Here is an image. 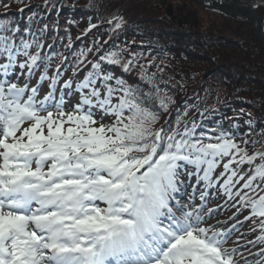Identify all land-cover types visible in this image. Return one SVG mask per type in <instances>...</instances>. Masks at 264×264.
I'll use <instances>...</instances> for the list:
<instances>
[{
    "label": "snow or ice",
    "instance_id": "snow-or-ice-1",
    "mask_svg": "<svg viewBox=\"0 0 264 264\" xmlns=\"http://www.w3.org/2000/svg\"><path fill=\"white\" fill-rule=\"evenodd\" d=\"M116 19L119 29L123 18ZM18 33L0 23V74L10 77L19 67L27 69L28 80L44 63L37 84L49 80L50 91L38 99V87L0 79V264H264V249L258 260L237 259V247H224L235 225L208 224L216 209L205 211L208 189L219 184L228 199L239 197L240 208L249 210L246 220L260 222L262 234L248 243L264 244V152L249 155L224 132L197 137L195 123L180 131L177 120L170 133L154 128L158 116L123 81L111 86L113 77L99 62L75 84L80 100L66 112L63 98L57 101L51 91L59 66L49 77L51 57L42 54L43 43L35 33L17 43ZM118 55L100 60L116 65ZM72 84L65 81L62 90ZM94 107L114 122L96 127ZM245 164L250 175L239 174ZM189 168L194 171L186 174L204 185L200 204L194 196L181 204L175 195Z\"/></svg>",
    "mask_w": 264,
    "mask_h": 264
},
{
    "label": "trees",
    "instance_id": "trees-1",
    "mask_svg": "<svg viewBox=\"0 0 264 264\" xmlns=\"http://www.w3.org/2000/svg\"><path fill=\"white\" fill-rule=\"evenodd\" d=\"M177 1L47 0L46 4L45 0H0V23L19 29L17 43L20 37L31 40L35 33L43 43L42 54L51 57L49 77L59 66V76L68 73L67 81L75 85L99 62L103 74L113 77L111 86L118 87L117 79L123 81L158 116L154 128L163 127L170 133L177 129V120L180 131L185 124L191 128L195 123L197 137L224 132L249 155L264 152V48L242 19L195 6L194 0ZM172 2L175 18L167 14ZM256 8L264 32V5ZM189 16V25L179 23ZM116 18H123L119 29ZM239 24L242 29L236 33ZM109 52L119 54V64L100 60ZM129 61L126 71L123 65ZM40 69L44 70V63ZM96 87H101L99 82ZM73 94L80 100L75 86ZM120 94L113 96L114 103ZM114 120L110 115V124ZM227 159L220 162L217 174L224 171ZM239 174L250 175V166H240ZM244 214V219L250 215L247 208ZM250 221L248 232L256 240L262 234L260 222ZM259 245L264 249V244Z\"/></svg>",
    "mask_w": 264,
    "mask_h": 264
},
{
    "label": "rangeland",
    "instance_id": "rangeland-1",
    "mask_svg": "<svg viewBox=\"0 0 264 264\" xmlns=\"http://www.w3.org/2000/svg\"><path fill=\"white\" fill-rule=\"evenodd\" d=\"M174 1H176V3L178 2L177 0H174ZM203 1L206 2V0H203ZM194 5L198 6V7H202L196 0H194ZM263 5H264V2L254 3L251 5V8L260 14V12L256 8V6H263ZM169 6L172 8V15L171 16H173L174 13H173V7L172 6H174V3L173 2L170 3V5H168V7ZM168 7H167V9H168ZM192 10H194V9H192ZM214 11H216V10H214ZM225 16H227V15H225ZM260 16H261V14H260ZM173 17L175 18V16H173ZM228 17L237 18V17H233V16H228ZM189 18H191V17L189 16L183 20H179V23L182 25H189V21H190ZM206 18L210 19V16H207ZM216 19H218V18H216ZM240 19H242L244 21V25L248 29L249 34L251 33L253 38L255 40H257L261 44V46L264 48V45L259 41V39H257L256 35L254 34L253 26L250 23V20L242 18V17ZM185 20H188V24H183V23H185ZM245 26H244V28H245ZM236 27L237 28H236L235 32L240 33L241 29H242V25L239 24ZM230 32L234 35V27L230 28ZM263 36H264V34H263ZM22 61H23V59L18 58V62H22ZM24 72H25L24 69L21 70L19 67H16L14 69V71L12 73H10V77H3L2 74H0V79H9V82H17L21 86L25 82H27L29 84V87H37V85L35 83H36L37 74L39 72L37 71L35 74H33L31 76L35 79L33 84L30 83L29 79L26 80V77L22 76V74H24ZM66 75L68 76V73ZM65 79L66 78H64V77H60L57 79L56 87H58V88L55 91V94H57L55 99L57 101H59L61 98H63V108L66 112H70L73 110V108L79 102L75 101V100H77V98H75V100L73 99L74 94H72V100L65 98L66 91L64 89L62 90L61 95L60 96L58 95L62 88L60 90H58V89H59L60 85L65 82ZM46 81L47 80L42 81V85ZM74 86L75 85L72 84V91L73 92H74ZM38 88L43 90L44 87H38ZM73 92H71V93H73ZM39 93H41V92H39ZM39 93H38V99H43V97H44L43 93H42V95ZM101 94L103 95L102 92H101ZM113 103H114V101H113ZM92 112H93L94 119L97 121V124L95 125L96 127H98L100 124H104L106 126L110 125V122L108 120V118H110V115H105L102 112V110H100L99 108H95V107L92 109ZM25 126H27V125H25ZM66 127H67V125H66ZM182 171L185 174H183L180 177V179L183 181V183L180 185V191L175 194L177 199L180 200L181 204H187V203H189L190 197L194 196L195 204H200L201 203L200 192L203 191V188H204L203 182L197 184V179L195 176L189 177L186 174L188 171H194V169L189 168V169H184ZM219 176H220V174H217V172L215 171L214 177H219ZM225 176L220 177V183L223 182V179H225ZM194 185L196 186L195 190L193 188ZM173 203H174V201H173ZM205 204H206L205 211H207L209 208H212L215 205L217 206V208H214V209H216V211L213 214L212 218L208 219V221H207L208 224L215 225L217 228H221V229H231L232 226L235 225V230H233L232 235L228 238L227 242L224 244V247L225 248L237 247V249H238L237 259H240V257L242 256L247 261L258 260L260 258L258 254L260 253L261 248L259 247V243H255V244L254 243H248L249 241H256V240L253 237H250V235L248 233L249 223L251 222L250 219H247V220L243 219L245 209L240 208V206L238 207L236 205L234 206V205L230 204V202H228V200L225 199L223 191L219 188V184H217L216 187L208 189V194L205 197ZM100 206L104 207L103 204H101ZM238 208H240L239 212L237 211ZM230 217L232 219H230ZM251 220L257 221V224H259L258 219L252 218ZM237 221H240L241 223H237ZM218 222H221V223H218ZM223 222H226V223H223ZM241 264H243V260H241Z\"/></svg>",
    "mask_w": 264,
    "mask_h": 264
},
{
    "label": "water",
    "instance_id": "water-1",
    "mask_svg": "<svg viewBox=\"0 0 264 264\" xmlns=\"http://www.w3.org/2000/svg\"><path fill=\"white\" fill-rule=\"evenodd\" d=\"M202 7L210 9V10H216L219 11L220 13L227 15V16H233V17H237V18H245V19H249L250 23L253 26V31L254 34L256 35L257 39H259V41L264 45V40H263V30H262V17L260 16V14L258 12H256L255 10H253V13H245L242 11H236L234 10L233 12L229 9H227L228 6H226L225 4L218 3V4H212L209 0L208 3H204L202 0H196ZM226 7V8H225ZM223 9V10H221ZM167 14L169 16L172 15V8L169 6L167 9ZM183 24H188V20H185V23Z\"/></svg>",
    "mask_w": 264,
    "mask_h": 264
},
{
    "label": "bare ground",
    "instance_id": "bare-ground-1",
    "mask_svg": "<svg viewBox=\"0 0 264 264\" xmlns=\"http://www.w3.org/2000/svg\"><path fill=\"white\" fill-rule=\"evenodd\" d=\"M209 1L212 4H218L222 2L223 4L228 6L227 9L231 10L232 12L236 10V11H242L245 13H253V10L251 8L252 4L264 2V0H209ZM263 40H264V37H263Z\"/></svg>",
    "mask_w": 264,
    "mask_h": 264
}]
</instances>
